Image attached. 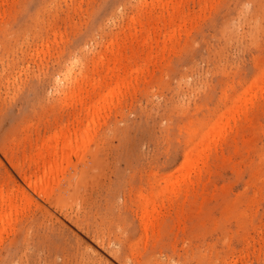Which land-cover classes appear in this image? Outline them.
<instances>
[{
    "label": "rangeland",
    "instance_id": "1",
    "mask_svg": "<svg viewBox=\"0 0 264 264\" xmlns=\"http://www.w3.org/2000/svg\"><path fill=\"white\" fill-rule=\"evenodd\" d=\"M0 264H264V0H0Z\"/></svg>",
    "mask_w": 264,
    "mask_h": 264
},
{
    "label": "bare ground",
    "instance_id": "2",
    "mask_svg": "<svg viewBox=\"0 0 264 264\" xmlns=\"http://www.w3.org/2000/svg\"><path fill=\"white\" fill-rule=\"evenodd\" d=\"M260 73H263V72L261 71ZM258 76H259V75H258ZM255 79H256V78H255ZM256 80H257V79H256ZM261 80H262V79H261ZM261 80H260V81H261ZM257 81H258V80H257ZM248 90H249V89H248ZM245 93H246V92H245ZM242 94H243V93H242ZM238 97H239V96H238ZM240 97H241V96H240ZM236 99H237V98H236ZM244 99H245V98H244ZM240 100H241V99H240ZM245 100H246V99H245ZM241 102H242V101H241ZM246 103H247V101H246ZM242 105H243V104H242ZM244 106H245V105H244ZM236 108H237V107H236ZM241 108H242V107H241ZM232 110H233V109H232ZM234 110H235V109H234ZM238 111H239V110H238ZM229 113H230V112H229ZM223 116H224V114H223ZM221 118H222V116H221ZM227 119H228V118H227ZM221 123H222V122H221ZM219 124H220V123H219ZM206 136H207V135H206ZM207 137H208V136H207ZM207 137H206V138H207ZM206 138H205V139H206ZM205 139H204V140H205ZM204 140H203V141H204ZM207 141H208V140H207ZM207 141H206V143H207ZM54 142H55V140H54ZM65 142H66V140H65ZM201 143H202V141H201ZM201 143H200V144H201ZM45 144H46V143H45ZM47 144H48V143H47ZM64 144H65V143H64ZM197 144H198V143H197ZM202 144H203V143H202ZM204 144H205V143H204ZM51 145H52V144H51ZM53 145H54V144H53ZM53 145H52V146H53ZM61 145H62V144H61ZM198 145H199V144H198ZM198 145H197V146H198ZM205 145H208V144H205ZM205 145H204V146H205ZM60 147H61V146H60ZM202 147H203V146H202ZM207 147H208V146H207ZM58 148H59V147H58ZM203 148H204V147H203ZM203 148H202V149H203ZM208 148H209V147H208ZM60 149H61V148H60ZM192 149H194V148H192ZM195 149H196V148H195ZM195 149H194V151H195ZM206 149H207V148H206ZM46 150H47V149H46ZM200 150H201V149H199V152H200ZM204 150H205V149H204ZM207 150H208V149H207ZM207 150H206V151H207ZM54 151H55V150H54ZM188 151H189V150H188ZM196 151H197V150H196ZM196 151H195V152H196ZM57 152H59V151L57 150ZM191 152H192V151H191ZM191 152H189V153L187 152V153H186V151H185L186 154L184 155V160L181 162L183 165L181 164L182 166H180V167L183 168L184 166H185V167L187 166L186 163L189 164V161H190V159L192 158L191 156L193 155V154L190 155ZM46 154H47V153H46ZM48 154H49V153H48ZM55 154H56V152H55ZM201 154H202V153H201ZM42 155H43V154H42ZM194 155L197 156L198 154H194ZM49 156H50V154H49ZM195 156H194V159H195ZM199 156H200V155H199ZM36 157H37V156H36ZM40 157H41V156H40ZM50 157H51V156H50ZM37 158H38V157H37ZM197 158H198V157H196V159H197ZM194 159H192V161H194ZM204 159H205V158H204ZM44 160H45V159H44ZM52 160H54V158H53ZM58 160H59V159H58ZM200 160H201V158H200ZM35 161H36V160H35ZM201 161H202V160H201ZM201 161H200V162H201ZM197 162H198V160L196 161V164H197ZM36 163H37V162H36ZM55 163H56V162H55ZM52 164H54V162H52ZM191 164H192V163H191V161H190V165H191ZM45 166H46V165H45ZM193 166H194V165H193ZM193 166H192V167H193ZM185 167H184V168H185ZM187 167H188V166H187ZM49 168H50V167H49ZM52 168H53V166H52ZM180 169H181V168H178V170H180ZM185 169H186V168H185ZM189 169H190V166H189V168L187 169V171H188ZM196 169L198 170L197 167H196ZM42 170L44 171V169H42ZM176 170H177V169H176ZM181 170H182V169H181ZM187 171H185V174L183 175V177H182V179H181L182 181H184V178H186V176H188L189 173H186ZM182 172H183V170H182ZM173 175H174V174H173ZM170 179H171V178H170ZM186 181H187V180H186ZM183 183L186 184V182H183ZM186 186H188V184H187ZM146 202H147V200H146ZM146 202H145V203H146ZM147 203H148V202H147ZM146 206H147V204H146Z\"/></svg>",
    "mask_w": 264,
    "mask_h": 264
}]
</instances>
